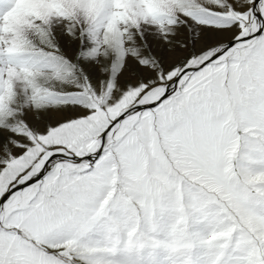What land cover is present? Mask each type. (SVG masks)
<instances>
[{
    "label": "snow or ice",
    "instance_id": "6c2138e0",
    "mask_svg": "<svg viewBox=\"0 0 264 264\" xmlns=\"http://www.w3.org/2000/svg\"><path fill=\"white\" fill-rule=\"evenodd\" d=\"M0 264H264V0H0Z\"/></svg>",
    "mask_w": 264,
    "mask_h": 264
}]
</instances>
